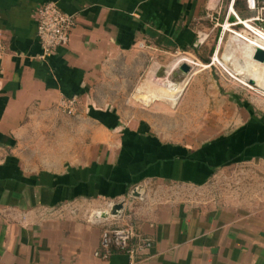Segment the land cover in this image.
<instances>
[{"label": "crops", "instance_id": "1", "mask_svg": "<svg viewBox=\"0 0 264 264\" xmlns=\"http://www.w3.org/2000/svg\"><path fill=\"white\" fill-rule=\"evenodd\" d=\"M48 1L75 20L41 57L35 9ZM239 3L0 0V264H130L101 245L116 223L151 241L135 264H264V120L247 113L190 144L154 131L135 99L103 94L144 51L196 49L204 23L254 15ZM61 97L77 98L74 113Z\"/></svg>", "mask_w": 264, "mask_h": 264}, {"label": "rangeland", "instance_id": "2", "mask_svg": "<svg viewBox=\"0 0 264 264\" xmlns=\"http://www.w3.org/2000/svg\"><path fill=\"white\" fill-rule=\"evenodd\" d=\"M241 1L237 8L240 11ZM256 25L264 28V23ZM250 30L242 22L230 24V21H223L216 25L208 21L200 27L198 41L201 44L197 50H159L154 54L144 51L138 58H133L136 67H131L132 64L127 72L113 73V79L109 81L118 89H107L103 94L106 92L117 99H135L136 104L146 112L154 131L169 140L190 144H199L219 132L233 129L247 113L264 120V85L256 82L252 84L245 73L235 72L236 78H246L242 83L225 71L215 59L216 54L221 57L229 50L232 60L243 63V43L234 40L233 36L238 33L239 36L253 39V31ZM232 60L228 66L233 70L235 63ZM183 63L190 67L186 73L179 69ZM137 67L138 73L135 72ZM175 84L183 86L175 103L165 98L155 97L151 100L148 92L168 94ZM258 166L257 174L262 176L264 166ZM249 168L241 166V174H248ZM248 180L252 183L251 179ZM168 187L174 188L173 185L162 186Z\"/></svg>", "mask_w": 264, "mask_h": 264}, {"label": "built area", "instance_id": "3", "mask_svg": "<svg viewBox=\"0 0 264 264\" xmlns=\"http://www.w3.org/2000/svg\"><path fill=\"white\" fill-rule=\"evenodd\" d=\"M247 7L254 11V15L248 19H240L232 10V14L236 17L233 23L245 22L254 23L252 28L254 32H260L264 35V28L257 26V23H264V0H246ZM230 8H232L230 6ZM36 35L41 47V57L54 52L59 47H63L68 43L69 32L74 24L75 18L68 13L61 11L54 1H48L37 5L36 9ZM229 23V21H227ZM232 21H230V24ZM3 34L0 31V58L4 55ZM77 98L61 97L58 102V107L67 112L74 113L76 110ZM116 202H108L107 207H113ZM102 211H98L96 216L101 218ZM121 217L120 213L117 214ZM137 237L139 241L134 243ZM101 245L105 249L115 247L118 250L127 254L130 259V264H135L136 256L139 253L146 251L151 247V241L146 238H138L135 230L129 224H113L106 226L102 232Z\"/></svg>", "mask_w": 264, "mask_h": 264}, {"label": "bare ground", "instance_id": "4", "mask_svg": "<svg viewBox=\"0 0 264 264\" xmlns=\"http://www.w3.org/2000/svg\"><path fill=\"white\" fill-rule=\"evenodd\" d=\"M246 26L249 28V30L253 33V39L246 38L244 36H239L238 33H236L233 36V39L236 41H242L243 45L241 53L244 54V62H235V60H232L231 55L228 53H231L229 50L226 52L227 54H223L221 57H219L217 54L215 55L216 62L222 66V68L227 71L229 74H231L233 77H235L237 74L245 73L249 79H252L254 82L260 85H264V62H259L258 60H255L253 58V53L256 47L261 48L264 51V35L260 32H254V28L248 22H245ZM229 48V47H228ZM227 48V49H228ZM231 48V47H230ZM232 54V53H231ZM231 56V57H230ZM242 57V55H241ZM235 59V58H234ZM239 59V58H238ZM232 60L235 64V68L232 70L228 66V62ZM239 61V60H238ZM242 62V61H241ZM239 76V75H238ZM236 78V77H235ZM237 80L244 83V80L246 78H236ZM182 85H172V88L168 90V94H162V93H152L151 91L148 92L149 96L151 97V100L155 97L157 98H165L167 100H170L172 103H175L177 99H179V95L182 91ZM262 89V88H261ZM146 97V95H143ZM143 97V98H144ZM148 103V102H147Z\"/></svg>", "mask_w": 264, "mask_h": 264}, {"label": "water", "instance_id": "5", "mask_svg": "<svg viewBox=\"0 0 264 264\" xmlns=\"http://www.w3.org/2000/svg\"><path fill=\"white\" fill-rule=\"evenodd\" d=\"M253 58L255 60H258L259 62H264V51L259 48V47H256L255 50H254V53H253ZM179 69L186 73L190 70V67L189 65H187L186 63H183L180 65ZM250 83L254 84V81L252 79H250ZM117 208H120V205L119 204H116L114 207H113V213H115V209Z\"/></svg>", "mask_w": 264, "mask_h": 264}, {"label": "trees", "instance_id": "6", "mask_svg": "<svg viewBox=\"0 0 264 264\" xmlns=\"http://www.w3.org/2000/svg\"><path fill=\"white\" fill-rule=\"evenodd\" d=\"M206 62H207V60H206Z\"/></svg>", "mask_w": 264, "mask_h": 264}]
</instances>
